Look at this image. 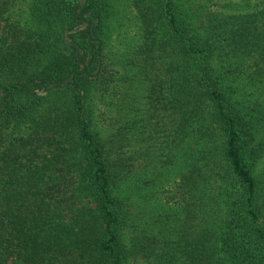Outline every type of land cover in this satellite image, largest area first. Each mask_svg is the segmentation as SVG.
Here are the masks:
<instances>
[{"label":"trees","instance_id":"16d2710c","mask_svg":"<svg viewBox=\"0 0 264 264\" xmlns=\"http://www.w3.org/2000/svg\"><path fill=\"white\" fill-rule=\"evenodd\" d=\"M213 1L0 0V264H264V6L224 15ZM114 30L134 77L110 63ZM120 76V133L105 137L96 101ZM137 79L172 119L143 223L121 190L157 157L134 163L114 138L141 125L122 97Z\"/></svg>","mask_w":264,"mask_h":264},{"label":"rangeland","instance_id":"374dc122","mask_svg":"<svg viewBox=\"0 0 264 264\" xmlns=\"http://www.w3.org/2000/svg\"><path fill=\"white\" fill-rule=\"evenodd\" d=\"M261 6H264V2L262 1H252L247 3L244 0H214L210 3L209 9L213 12L216 11L224 15H236L253 11L255 8L257 9ZM18 15H27L25 5L17 4L13 8V17L16 18ZM114 26L115 23L112 24L113 28ZM110 33L111 34H109V39L107 42L110 63L113 65L115 64V67L121 72V75L125 77H134V75H136L137 68L132 66L134 53L133 50L127 47V44L129 43L128 35L121 36L116 30L111 31ZM123 76H120L122 79L120 82L121 84L118 83L116 91H111V93L106 94L105 96L100 95L96 101L98 127L105 137L110 136L112 133H120L117 132L118 126L121 125V121H117V118L120 117L117 111V104L119 103L117 98H119L118 95H120V90H125L126 82H124V78H122ZM145 88L146 84L142 82V80L137 79L134 82V86L130 90L129 94L127 96H122L123 99H131V97L138 98L136 100V111L138 112L137 120L141 123V125H138L139 130L134 134L123 131V133H121L122 140H119L114 136L117 141L122 143V145L116 149L117 153L123 157L132 158L134 163H136V160L141 162L139 157H143L142 155L148 149H150V152L155 153L157 157L156 163L150 165H148L146 159L143 160L146 169L142 172L145 173V175H140V167L138 163H136L134 173L132 177L130 176V178H133V180L125 181L121 190L123 192V194H121L122 199L125 200L126 206H130L134 210V220L139 223H143L148 216V204H146L145 198L150 194L151 190L149 191V185L144 183L145 176L148 177L146 178L147 182L153 178L152 173L157 171L156 168L153 167L154 164L157 168H160L161 171H163V165L161 164V161L164 159L166 160V157L163 156L162 153H164L165 150L166 152L168 151V146H171L170 142L172 138V119L170 115H168V112L164 111L154 112L156 114H152L148 111L149 107L145 99ZM127 114L129 113L127 112ZM153 131L158 132L157 134H154ZM169 153L170 151L167 152V154ZM258 176L262 181V194L264 197V159L261 161L258 167ZM133 188H138V193L141 194V196H133L131 193V189ZM154 188L156 196H159L163 202L164 200H167L165 195L167 193L173 192L172 182H167L163 176L159 177ZM129 196H131V199L127 198ZM153 200L157 199L154 198ZM160 203L161 202H159V204ZM137 264L147 263L143 260H138Z\"/></svg>","mask_w":264,"mask_h":264}]
</instances>
